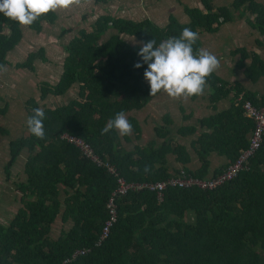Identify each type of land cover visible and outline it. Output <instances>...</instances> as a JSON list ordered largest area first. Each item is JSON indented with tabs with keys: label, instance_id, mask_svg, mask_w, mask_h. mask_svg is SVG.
I'll use <instances>...</instances> for the list:
<instances>
[{
	"label": "trees",
	"instance_id": "1",
	"mask_svg": "<svg viewBox=\"0 0 264 264\" xmlns=\"http://www.w3.org/2000/svg\"><path fill=\"white\" fill-rule=\"evenodd\" d=\"M239 9L253 14V23H248L264 32V3L231 0L218 7L203 1L202 10L185 6L187 23L169 16L162 27L148 19L132 21L99 15L89 31L78 29L68 39L63 46L61 73L54 83H39L38 97L61 96L75 84L77 99L55 106H40L34 98L26 99V120L33 108L43 109L45 137L33 136L25 121L26 133L7 142L8 157L3 165L6 179L21 150L26 157L24 180L16 184L21 205L7 224L0 223V264H58L65 258H69L65 264H264V138L246 167L214 188L167 186L159 201L155 192L147 189L128 190L117 196L115 222L107 236L94 244L107 217L106 201L118 185L116 178L127 183H149L177 176L179 170L196 178L214 176L247 146L252 122L243 115L241 103L249 100L257 106L264 97L257 99L238 83H226L213 73L206 80L208 102L213 107L214 102L232 92L226 108L174 131L164 125L170 123L165 114L164 124L153 128L160 141L151 139L130 149L122 147L117 131L101 134L117 112L139 110L154 97L143 77L147 65L137 55L143 43L154 39L158 46L169 37H178L185 27L196 32L212 31L214 24L230 20ZM54 19L55 14L49 12L28 28L38 33L42 22L52 24ZM108 29L114 33L99 42ZM72 30L62 28L60 35ZM120 35L137 42L128 43ZM20 37L19 24L0 13V65L7 64L5 55ZM198 46L197 40L194 51ZM37 58L44 61L42 48L28 52L14 67L32 70ZM137 62L142 67L135 68ZM259 69L264 74V65L256 60L247 75L259 73ZM3 113L4 107H0V115ZM127 119L137 139L138 126L133 118ZM6 133L0 125V136ZM62 134L88 144L98 159L114 167L115 175L61 139ZM174 135L188 138L187 146L177 142ZM188 151L198 163L193 169L187 165ZM210 153L226 160L211 172ZM168 154L178 167H168ZM57 216L69 226L52 238L49 232ZM81 249L86 251L71 257Z\"/></svg>",
	"mask_w": 264,
	"mask_h": 264
},
{
	"label": "rangeland",
	"instance_id": "2",
	"mask_svg": "<svg viewBox=\"0 0 264 264\" xmlns=\"http://www.w3.org/2000/svg\"><path fill=\"white\" fill-rule=\"evenodd\" d=\"M184 1L189 2V0ZM183 7L185 6L183 5ZM181 13L180 8L173 3V0H109L105 3L81 0L79 5L56 10L53 23H42V28L38 33H34L28 26H20L22 40L18 41L16 47L14 46L11 52L7 54L8 56L5 58L7 64L4 65L6 70L0 71V107H4V113L0 115V125L7 130L6 135L0 136V223L7 224L21 205L19 202L20 193L16 190V184L24 180L25 151L21 150L15 158L7 179L4 175L3 165L8 157V140L22 136L27 131L24 110L26 99L32 97L40 106H55L67 102L70 98L77 99L75 84L69 87L61 96H47L44 100H39L38 97L39 83L42 81L54 83L61 73L65 56L63 46L68 39L75 35L78 29L89 31L99 15H114L132 21L148 19L154 21L155 25L158 26L165 23V16L168 15L173 16L177 21H179V18L183 19L184 14ZM63 27L75 28L67 34L60 35ZM111 33H114V31L106 30L100 37L99 42ZM120 36L128 43L137 42L131 36ZM38 48H42L44 61L39 58L33 60L32 70L14 67L15 63L22 62L25 59L28 52H34ZM184 110L183 97L173 99L161 91V94H157L147 106L145 104L139 110L125 114L127 118L134 119L139 129V137L136 139L132 132L126 136L128 139L125 140L124 136L118 134L122 147L130 149L133 144L142 145L151 139L158 143L159 139L156 138L153 127L164 124L162 117L165 114L169 116L171 122L164 125L171 127L172 131L180 125L193 123L194 119L193 121L192 119L189 121L182 119ZM175 140L187 146L188 138L178 137ZM189 153L191 152L189 151ZM166 159L169 168L176 165L171 154H168ZM68 226L67 223H61L59 216H57L51 225L50 237H56L60 229H66Z\"/></svg>",
	"mask_w": 264,
	"mask_h": 264
},
{
	"label": "clouds",
	"instance_id": "3",
	"mask_svg": "<svg viewBox=\"0 0 264 264\" xmlns=\"http://www.w3.org/2000/svg\"><path fill=\"white\" fill-rule=\"evenodd\" d=\"M81 0H0V13L22 26L33 24L40 16L58 9H67L79 5ZM199 39V33L185 27L178 37H169L156 45L151 39L142 44L137 55L147 65L143 73L150 86V96L163 91L173 99L187 98L203 94L207 78L219 67V59L209 51L201 48L196 51L193 45ZM135 68L142 63L134 64ZM0 65V71H5ZM27 118L28 131L38 139H44L43 121L45 113L42 108H33ZM111 130L120 136L132 133L133 126L123 111L115 114L102 128L101 134ZM145 171H149L146 167Z\"/></svg>",
	"mask_w": 264,
	"mask_h": 264
},
{
	"label": "crops",
	"instance_id": "4",
	"mask_svg": "<svg viewBox=\"0 0 264 264\" xmlns=\"http://www.w3.org/2000/svg\"><path fill=\"white\" fill-rule=\"evenodd\" d=\"M203 1H207L213 7L216 6L218 7V6L228 5L231 0H189L188 3L185 2L184 0H173V3L178 8H180V12H182L181 14H184L182 8L183 5L190 8L191 7L198 8L202 10ZM255 1L261 4L264 3V0H255ZM120 15L122 14L120 13ZM169 16L171 15L165 16V23L164 24L162 23L163 25L159 24L160 27L164 26L167 23V19ZM252 18H253V14H247L246 12L244 13L241 11V9H239L235 13L231 14L230 20L222 21L219 22L218 24H214L213 25L214 28L212 31H203V30L199 31L198 47L199 49L203 48L209 51L219 59L220 61L219 67L215 72H213V74L216 77L220 78L226 83L236 82L244 90L253 93L257 99H261L262 97H264V74L262 69H259V73L253 71L251 76L252 78L247 75L249 67L252 64V62L255 63V61L257 60L259 63L264 65V32H261L256 27L248 23V22L253 23ZM187 21L188 18L184 14V18L183 19L179 18L178 22L187 23ZM151 22L155 24L154 21ZM42 23L45 24V22ZM42 23H41V28H42ZM20 26L21 25L19 24V28ZM63 28H69V27H63ZM72 28L74 29L75 27ZM21 40L22 37L20 38L19 42ZM11 50L6 53L5 58H7L8 56L7 54H9ZM258 65L259 64H257V66ZM208 93H209V89L206 86L203 94L201 95L195 96L194 98L183 97L185 110L184 113L182 114V119L188 121L191 119L193 121L194 119L193 123L192 122L188 123V125L194 124L197 118H201L203 116H206L208 114L226 108L229 105L232 98V92H229L225 97L220 98L216 102H214L212 107L211 106L212 104H210L207 99ZM157 94H161V92H158ZM155 96L146 103V106L150 101H152L155 98ZM168 128L172 130L171 127ZM171 133L173 134V132ZM174 138L176 139L178 138V136L175 135ZM189 157L190 160L187 165L188 168L193 169L198 165V163L196 161L195 155L192 152L189 153ZM208 161H209V172H211L215 168L220 167L226 162L223 156H219L214 153H210L208 155ZM174 167H178V164L176 163Z\"/></svg>",
	"mask_w": 264,
	"mask_h": 264
},
{
	"label": "built area",
	"instance_id": "5",
	"mask_svg": "<svg viewBox=\"0 0 264 264\" xmlns=\"http://www.w3.org/2000/svg\"><path fill=\"white\" fill-rule=\"evenodd\" d=\"M241 110L243 115L249 118L252 122V128L247 137V146L244 149L239 151L237 158L232 162L226 165V167L218 174L214 176H206L203 178H196L186 174L183 170H179V175L174 177H168L162 181L156 182H141V183H127L122 178H116L117 187L108 197L105 209H106V219L104 220L100 233L95 245H98L101 240H103L111 227L115 222L116 213H115V204L114 199L117 196L125 194L128 190H141L147 189L155 192L156 199L159 201L161 199V191L167 187H197L199 189H211L214 188L224 181L232 178L238 171L245 168L247 165V160L254 154V152L260 146L264 138V101L259 105H254L249 100H243L241 103ZM61 139L73 144L77 147L80 152L89 158L95 165L105 167V169L115 175L114 167L107 162H103L98 159L90 149L89 145L84 143L81 139L74 136L62 134L60 135ZM86 250H76L72 253L71 257H74L78 254H83ZM69 261V258L63 259L58 264H65Z\"/></svg>",
	"mask_w": 264,
	"mask_h": 264
}]
</instances>
